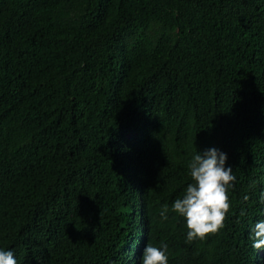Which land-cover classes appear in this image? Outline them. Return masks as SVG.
I'll use <instances>...</instances> for the list:
<instances>
[{
    "label": "trees",
    "instance_id": "1",
    "mask_svg": "<svg viewBox=\"0 0 264 264\" xmlns=\"http://www.w3.org/2000/svg\"><path fill=\"white\" fill-rule=\"evenodd\" d=\"M212 147L230 210L188 243L159 213ZM262 192L264 0H0V250L17 264H142L163 244L167 264H264Z\"/></svg>",
    "mask_w": 264,
    "mask_h": 264
},
{
    "label": "clouds",
    "instance_id": "2",
    "mask_svg": "<svg viewBox=\"0 0 264 264\" xmlns=\"http://www.w3.org/2000/svg\"><path fill=\"white\" fill-rule=\"evenodd\" d=\"M227 154L212 147L197 152L187 164L190 183L187 184L182 198H177L170 206L163 205L160 210L162 220L168 218V212L183 216L188 229L186 242L207 238L209 233L217 234L224 226L226 213L230 210L228 190L233 186L236 177L231 167H225ZM248 199L247 196L244 197ZM264 204V192L260 194ZM241 211V215H244ZM253 249L264 248V219L251 228ZM167 244L161 248L146 245L142 252V264H167ZM0 264H17L13 251L0 250Z\"/></svg>",
    "mask_w": 264,
    "mask_h": 264
}]
</instances>
